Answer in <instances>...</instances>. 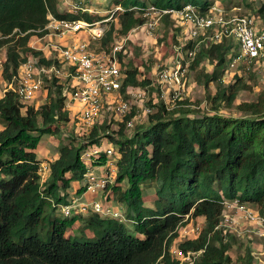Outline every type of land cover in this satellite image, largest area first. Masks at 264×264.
<instances>
[{
    "label": "trees",
    "instance_id": "1",
    "mask_svg": "<svg viewBox=\"0 0 264 264\" xmlns=\"http://www.w3.org/2000/svg\"><path fill=\"white\" fill-rule=\"evenodd\" d=\"M240 1L251 5V0ZM213 2L149 0L145 5L141 0H116L115 6L123 7L118 16L119 35L126 36L144 24L149 6L180 9L185 4L197 7L203 3L197 8L205 12ZM49 14L90 23L103 20L87 13H62L58 0H0V48L7 47L3 70L6 82L29 56L38 57L41 64L58 63L30 47L33 38L47 33ZM258 14L264 18V2ZM113 31L111 26L104 44ZM192 44L190 39L184 47ZM235 46L233 39H223L203 44L197 52L193 69L201 63L215 68L212 74H204L207 92L220 81L219 67H225L224 73L227 70ZM125 72L122 92L150 83L138 79L137 68ZM63 87L58 78L46 79L47 101L38 108L23 106L12 90L0 98V123H4L0 130V264H178L170 253L171 246L180 227L197 218L205 221L201 233L180 242L179 248L183 252L204 250L198 264H234L228 254L230 232L224 233L217 226L226 200L238 199L256 206L264 217V86L255 100L235 105L239 94L252 88L243 76L236 77L234 83L220 84L214 95L207 93L213 103L211 114H196L182 97L173 109L160 104L129 136L123 132L124 124L117 136L107 134L106 125L100 130L95 127L87 137L73 138L59 149L42 183L37 157L42 136L58 134L63 130L61 124L69 121ZM232 107L240 115L225 116L220 111ZM107 143L115 144L119 158L116 182L105 193L108 200L123 206L124 217L135 226V235L114 218L98 214L69 218L59 211L60 205L68 203L72 182L82 184L84 180L82 152ZM105 160L103 157L97 163ZM148 184L154 185L156 196L149 207L144 202V186ZM84 192L83 186L76 194ZM79 222L80 235L67 236ZM87 230L92 232L91 237L86 235ZM254 257L249 246L236 263L253 264Z\"/></svg>",
    "mask_w": 264,
    "mask_h": 264
},
{
    "label": "built area",
    "instance_id": "2",
    "mask_svg": "<svg viewBox=\"0 0 264 264\" xmlns=\"http://www.w3.org/2000/svg\"><path fill=\"white\" fill-rule=\"evenodd\" d=\"M63 4L66 6L65 10L59 9L62 13H93L86 5L81 6L74 2H68V0H65ZM120 12H123V7L121 5L115 6L110 18L113 19L115 15L119 16ZM228 12L224 7L215 5L202 12L192 4H185L180 9H158L149 6L145 10L144 17L146 21L142 25L145 26L149 34L160 20L165 16H170L189 28L190 39L193 40L191 47L185 48L183 45L182 47H175L178 57L175 65L170 70L159 74L161 87H167V90L161 96L162 103L167 109H171V105L181 99L184 91L182 79L187 68L182 63L184 61L183 53H185L188 61H193L203 44L217 43L223 39H233L236 46L229 57L228 67L236 70V72L242 70L243 73L253 74L254 77L260 78V81H264V24L259 19L257 20L255 16L244 14L232 16ZM48 20L49 22L45 27L47 33L40 38L53 35L60 40H64L68 36H76L80 32L88 31L93 39H97L103 34L104 29L102 26L107 25L104 20L90 23L84 20L58 19L52 14L48 15ZM138 28L139 26L134 29ZM126 42L127 37L122 38L112 46L110 52L102 51L100 54L92 53L87 44L75 41L73 38L67 43L50 44L56 52L58 60L51 56H43L46 59L57 60L58 63L54 62L51 65H46L41 64L38 57H27L20 64L17 74L10 82H7L6 92L9 90L14 91L23 106L36 107L38 100L43 101L46 99L47 101V97L41 96L46 79L58 78L64 83L62 96L65 98V104L68 107L74 106L77 109L80 121L86 129L95 128L101 119L102 113L107 109L118 116H125L131 110V101H144L146 98L144 92L136 91L130 93L127 91L128 99H125L127 96L124 98L121 95L127 73L120 68L118 59L119 54L125 48ZM31 48L35 49L34 47ZM6 60L7 53L3 56L0 55V72L2 73ZM39 96H41L40 99H38ZM153 112V107H149L145 109L144 115L148 116ZM102 121L104 122L105 119ZM135 123V120L131 119L124 125L131 131L134 129ZM106 133L110 134L108 130ZM111 144L94 145L82 152L81 159L86 165L83 180L85 192L81 196L70 197L67 204L59 206V211L63 216L70 218L98 214L103 218L108 217L120 222L123 221L124 214L112 207L107 196L106 201L100 199L83 200L86 194L95 198L100 194H106V188L115 183L119 153L115 146L108 147ZM103 157L106 159L105 163H97ZM43 169H45L44 172ZM99 170H102V172H98ZM49 173V163H42L39 170L42 183L47 180ZM224 206V213L217 229L231 227L236 231L238 220L244 219L250 226L254 227V233L257 236L264 238V217L259 212L254 211L247 204L241 203L238 199L226 200ZM192 230L193 235L190 234L191 232H189L187 226L179 231L178 238L171 246L170 253L178 264H198L200 256L204 252V250L183 252L179 246H176L178 240L182 242L197 238L196 232L194 229Z\"/></svg>",
    "mask_w": 264,
    "mask_h": 264
},
{
    "label": "rangeland",
    "instance_id": "3",
    "mask_svg": "<svg viewBox=\"0 0 264 264\" xmlns=\"http://www.w3.org/2000/svg\"><path fill=\"white\" fill-rule=\"evenodd\" d=\"M65 0L59 1L58 5L60 10H65V5L63 4ZM116 0H68V2H74L80 4L81 6L86 5L89 10H91L92 15L100 16L107 25L102 26L104 29L103 34L100 38L93 39L92 35L86 32H80L76 36H68V38L64 40H60L57 37L50 35L44 38H33L30 42V47H34L35 51H41L43 55L51 56L52 58H56V52L50 46V44H60L67 43L72 38L75 41L84 42L87 44L88 49L95 54H100L102 51L110 52L112 46L115 45L122 38L127 37V42L125 48L120 53L121 57L118 59L121 69H133L137 68L139 70L138 79L143 81L144 79H148L150 81L149 84L145 86H136L128 89V93L131 91L136 92H144L146 94V98L144 101H131V110L125 116H118L117 114L112 113L111 111L105 110L102 113L101 119L96 124L98 130H100V126L107 125L109 127L108 132L113 135H119V132L122 130V124H125L128 120H135V127L141 124H144L147 120V116H145V109L152 108L154 111L156 107L162 103V94L167 90V87H161L159 83V74L163 71L170 70L177 60V53L175 47L185 46L186 42L190 39L189 28L187 26L182 25L178 20L170 17L165 20L164 18L160 20L157 26L150 31V34L147 32V29L144 25L139 26L138 29H133L128 35L123 36L119 35L120 32V24L118 16H114L113 19L110 18L111 12L114 10ZM145 5L149 4V0H141ZM213 4L215 6H221L228 10L229 15H252L259 19L261 23L264 24V18L262 15H259V11L262 7L264 0H251V5L249 7L245 6L240 0H231V2H226V0H213ZM203 3H199L197 5L198 8H201ZM231 7V9H229ZM233 7V8H232ZM110 12V13H109ZM66 13V12H65ZM87 14H90L87 13ZM153 17H156L152 15ZM116 17V18H115ZM115 18V19H114ZM111 26H114V31L112 33V37L108 40L106 44H104V39L106 37V32L109 31ZM137 27V26H136ZM135 27V28H136ZM7 47L0 48V55H6ZM183 65L187 68L185 75L183 77V94L182 99L188 101L186 105L191 110L197 111L196 114H211L213 113V103L211 99L207 97V93L210 95H214L216 93L217 88L220 84L226 83H234L236 77L243 76L246 84L252 88L251 91L244 90L242 91L238 99L235 101V105L242 101H253L255 100L259 90L263 88L264 81H260V78L254 77L253 74L243 73L242 70H233L231 68H227L224 73V66L219 67V76L220 81L213 83L208 92L204 88V74H212L215 71L213 66H210L206 63H201L196 69L192 68L193 61H188L185 53H183ZM118 57V56H117ZM182 59V58H181ZM58 60V59H57ZM223 70V71H222ZM200 78V81L198 80ZM201 82V83H200ZM7 82L4 78V74L0 72V98H2L7 90ZM122 92L121 95L128 99V93ZM125 93V94H123ZM42 97H47V90L43 89L41 94ZM39 96L38 99L41 98ZM46 99L41 101L38 100L36 107H40L45 103ZM156 106V107H155ZM177 104L171 105V109L176 107ZM66 112L68 113L69 121L66 123H62L63 130L56 135H43L41 140V145L37 151V157L42 163H50L55 159V156L58 157L59 149L64 145H69L73 138H83L87 137L92 129H86V127L80 121V115L77 109L74 106H69L65 104ZM221 113L225 116H238L240 115L237 111L236 107L232 108H222ZM126 117H129L126 119ZM105 119L103 122L102 120ZM141 120L143 121L141 123ZM4 123H0V130L3 128ZM129 131L124 125L123 132L125 135L129 136L134 131ZM78 140H74L77 142ZM115 144L108 145V147L114 146ZM45 169H43V172ZM98 172H102L99 170ZM116 182V178H115ZM82 184H78L76 182H72L71 188L68 190L69 198L78 196L76 194L77 190L83 187ZM115 184V183H114ZM123 187H126V182H124ZM145 197L144 202L147 207L153 206L155 196V190L153 184H148L144 186ZM106 194H100L99 196L93 197L91 195L86 194L83 197V200L92 201L94 199H100L101 201H106ZM112 199H109V201ZM111 205L114 209H117L123 213V206L115 201H111ZM251 209L256 212L258 208L256 206L248 205ZM231 211V210H230ZM127 228V231L131 235H135V226L132 222L126 220V218L122 221ZM80 222L75 225L72 229H69L67 232V236H71L72 238L80 235L79 227ZM205 225L204 218H197L195 220H191L188 223H184L179 231H181L186 226L188 227L190 234L193 235V230L196 232L197 236L201 233L203 227ZM223 232L230 234L227 236L228 241L231 243V248L228 251V254L232 257L234 264L236 263L238 255H243L247 248L250 246L254 252V263L253 264H264V238L259 237L254 233V227L250 226L248 222L244 219H239L236 224V231L233 228L229 227L223 229ZM86 235L88 237L92 236V232L90 230L86 231ZM231 235V236H230ZM230 236V237H229ZM176 246L181 242L180 240Z\"/></svg>",
    "mask_w": 264,
    "mask_h": 264
},
{
    "label": "crops",
    "instance_id": "4",
    "mask_svg": "<svg viewBox=\"0 0 264 264\" xmlns=\"http://www.w3.org/2000/svg\"><path fill=\"white\" fill-rule=\"evenodd\" d=\"M233 8V7H232ZM57 158V155L55 156V159ZM78 223H76L75 225H77Z\"/></svg>",
    "mask_w": 264,
    "mask_h": 264
}]
</instances>
